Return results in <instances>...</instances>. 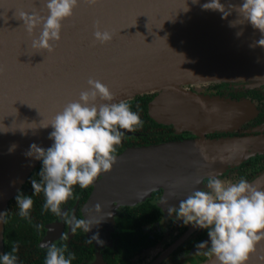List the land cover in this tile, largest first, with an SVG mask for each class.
Returning <instances> with one entry per match:
<instances>
[{"label":"water","instance_id":"1","mask_svg":"<svg viewBox=\"0 0 264 264\" xmlns=\"http://www.w3.org/2000/svg\"><path fill=\"white\" fill-rule=\"evenodd\" d=\"M47 2L0 0V255L5 209L40 161L35 150L28 154L30 146L45 151L52 146V128L44 126L68 103L79 101L89 78L109 87L111 103L154 94L147 105L150 119L175 134L196 136L115 154L111 170L93 182L82 207L92 224L90 236L97 235L100 242L118 207L134 206L161 190L159 206L166 212L205 178L264 155V124L240 136L206 137L231 134L260 113L249 99L200 91L211 83L264 86V48L250 47L261 33L247 23L230 27L238 14L227 5L239 6L243 0H220L230 12L226 18L202 10L210 0H97L95 5L78 0L72 17L62 22L52 53L31 47L43 25L29 34L19 15L47 17ZM97 23L101 31L113 33L110 42L95 41ZM101 103L108 102L98 98L96 104ZM248 182L264 190V170ZM51 235L44 244L53 240ZM213 261L210 256L201 264ZM246 264H264V240Z\"/></svg>","mask_w":264,"mask_h":264},{"label":"clouds","instance_id":"2","mask_svg":"<svg viewBox=\"0 0 264 264\" xmlns=\"http://www.w3.org/2000/svg\"><path fill=\"white\" fill-rule=\"evenodd\" d=\"M89 5H95L97 0H84ZM195 4L197 0H192ZM78 7V0H48L46 3L47 17L36 12L32 14L21 12L25 30L32 34L34 29L43 25L38 39H33V49L54 51V44L60 39L62 22L73 15ZM202 10H212L223 14L222 18L230 15L220 0H210L204 3ZM227 9H235L238 18L230 23V27L250 24L261 33V39L250 47L264 48V0H243L239 6L229 3ZM188 11V9L186 10ZM237 37L242 35L236 33ZM113 33L98 27L94 39L101 44L110 42ZM88 90L81 91L78 102L68 103L61 112L55 115L50 124L52 131L49 139L52 146L46 151L37 145L30 146L29 155L42 161L39 172L41 182L31 180L33 193L43 191L45 203L43 209L50 210L58 216H64L70 225L71 232L83 229L86 233L92 226L90 220L68 218L61 211V205L73 197V187L86 189L103 173L111 170L117 157L116 146L120 145L124 132H134L143 126L139 115L130 110L126 102L111 103L114 96L109 87L99 80L89 78ZM108 102L96 104L97 99ZM200 184L198 180L196 182ZM207 189V190H206ZM206 189L194 190L179 204V208H169L168 212L176 213V218L185 225L192 224L197 228L207 230L210 239V249L205 254L214 257L213 264H246L249 255L256 251L259 241L264 240V190H260L241 178L238 182H225L211 176ZM19 215L29 217L33 200L30 196L16 197ZM99 209V205L95 206ZM3 214H0L2 216ZM101 243L97 235H93L87 243ZM207 242L199 243L197 248H204ZM18 245L11 253L0 256L2 264H16ZM66 248L52 245L48 248L45 264H72L74 254L65 257Z\"/></svg>","mask_w":264,"mask_h":264},{"label":"flooded vegetation","instance_id":"3","mask_svg":"<svg viewBox=\"0 0 264 264\" xmlns=\"http://www.w3.org/2000/svg\"><path fill=\"white\" fill-rule=\"evenodd\" d=\"M200 91L236 100L246 98L257 104L260 110L258 116L264 112V86L251 89L242 82L211 83L201 86ZM143 95L150 99L154 97V94ZM137 97L140 96L125 102L132 112L139 115L143 126L138 127L134 132L120 130L124 132L120 145H117L120 146L121 152L132 146L196 138L190 133L175 134L171 127L155 123L147 113L150 99L142 103ZM134 100L136 102L132 104ZM258 116L231 134L215 132L206 137L212 139L244 135L247 131L264 124V117L258 121ZM169 128L172 129V134ZM153 139L158 142L142 143ZM262 170H264V155H258L238 166L228 167L216 178L233 183L244 178L248 182ZM208 179L207 177L203 180L199 189H206ZM83 190L88 191L87 199L92 186ZM161 196L162 191H156L144 202L134 206L118 207L114 215V224L107 229V236L98 244L96 241L87 243L91 234L86 233L82 228L72 233L70 225L65 222V217L57 215L51 222L44 224L41 238L36 245L39 256L43 258L42 264H45L48 248L53 244L66 248L64 253L66 258L69 254H74L75 259L72 260V264H201L210 257L205 254L210 249L207 230L197 228L192 224L185 225L182 220L175 217V212L163 211L159 206ZM84 202L80 204L78 198L72 205H65L61 209L62 215L67 213L68 218L75 216L77 219H84L82 214ZM178 208L179 206L173 209L178 210ZM52 225L53 229H51ZM49 232H52L53 240H48L44 244ZM202 242H207L208 245L204 248H197L196 246Z\"/></svg>","mask_w":264,"mask_h":264},{"label":"trees","instance_id":"4","mask_svg":"<svg viewBox=\"0 0 264 264\" xmlns=\"http://www.w3.org/2000/svg\"><path fill=\"white\" fill-rule=\"evenodd\" d=\"M142 103L148 101L150 97L140 96L137 97ZM136 99V100H137ZM134 100V102H136ZM151 100V99H150ZM264 117L262 112L257 120L260 121ZM152 122V121H151ZM172 134V129L169 128ZM158 142V140L145 141L142 143ZM121 152L120 146H116V152ZM42 168V161H39L35 169L31 172L25 183L22 185L18 193L8 202V205L4 213V225H3V237L1 255L5 253H11V249L18 245V252L13 253L17 256L16 264H42V256H39V250L36 248L37 242L41 238V233L44 229V224L51 222L57 215L50 210L45 211L43 205L45 203V196L43 191L40 193H33L31 187V180L36 179L37 182H41V177L38 175ZM88 191L80 189L78 185L73 187V197L61 205V209L65 205H72L76 199H80V204L86 199ZM20 194L22 196H30L33 200L32 208L29 210V217L22 218L19 215V206L16 203V197ZM2 264V261H0Z\"/></svg>","mask_w":264,"mask_h":264}]
</instances>
